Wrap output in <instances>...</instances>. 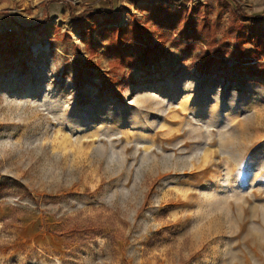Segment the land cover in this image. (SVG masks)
<instances>
[{
	"label": "rangeland",
	"instance_id": "rangeland-1",
	"mask_svg": "<svg viewBox=\"0 0 264 264\" xmlns=\"http://www.w3.org/2000/svg\"><path fill=\"white\" fill-rule=\"evenodd\" d=\"M0 264H264V0H0Z\"/></svg>",
	"mask_w": 264,
	"mask_h": 264
},
{
	"label": "trees",
	"instance_id": "trees-1",
	"mask_svg": "<svg viewBox=\"0 0 264 264\" xmlns=\"http://www.w3.org/2000/svg\"><path fill=\"white\" fill-rule=\"evenodd\" d=\"M165 9H167V7L164 6L163 4L156 5L154 7L149 8V16L151 17V20L154 22V25H156L158 28H160L161 25L163 26V24L165 25L166 28L164 29V33H166V35L164 36L170 39V43L179 44L185 49H191V47L194 44L192 42L193 30H191V28L193 26H192L191 18L187 16L185 11L179 12L177 24L183 23L182 24L183 26H181L179 29L175 22L167 23L165 21V17H163L162 15ZM238 11L241 13V16L244 19H247L249 23L253 25L257 24V21L259 20L258 18L244 16V14H242L240 10ZM101 13H105V12H101ZM108 14L109 13H105L106 16H108ZM202 23L206 24V21ZM113 24H115V22H108L106 25H113ZM127 27L129 29H132L133 31L132 38L127 36L126 28H122V27H111L105 30V32L109 33L110 37L113 39L112 41H114L115 43H120V44L125 43L124 45H130L132 43L136 44L142 52L141 54L142 58L144 60L148 59L150 55L152 54V52L156 49L158 44L150 46V43L148 42L147 39L146 40L142 39L141 30L138 25H128ZM174 33L176 34L174 35ZM160 42H162L161 44L163 45L164 42L163 41H160ZM221 48H222L221 46H219L218 49L216 48L217 50L215 51V53L217 55H220L221 58H223L224 54L227 52V49L223 50Z\"/></svg>",
	"mask_w": 264,
	"mask_h": 264
}]
</instances>
